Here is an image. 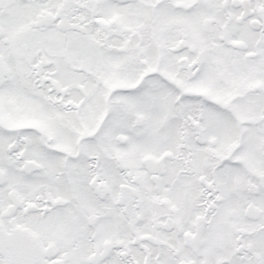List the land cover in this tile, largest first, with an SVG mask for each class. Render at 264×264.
Returning a JSON list of instances; mask_svg holds the SVG:
<instances>
[{
  "label": "snow or ice",
  "instance_id": "snow-or-ice-1",
  "mask_svg": "<svg viewBox=\"0 0 264 264\" xmlns=\"http://www.w3.org/2000/svg\"><path fill=\"white\" fill-rule=\"evenodd\" d=\"M0 264H264V0H0Z\"/></svg>",
  "mask_w": 264,
  "mask_h": 264
}]
</instances>
